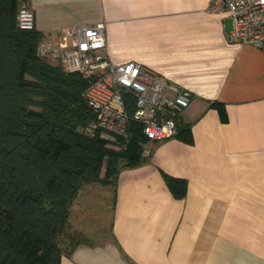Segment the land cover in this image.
<instances>
[{
    "label": "crops",
    "instance_id": "obj_1",
    "mask_svg": "<svg viewBox=\"0 0 264 264\" xmlns=\"http://www.w3.org/2000/svg\"><path fill=\"white\" fill-rule=\"evenodd\" d=\"M23 1L41 41L103 23L112 63L137 62L190 93L177 132L191 142H146L147 160L119 170L100 209L93 196L78 202L94 184L81 188L70 224L108 237L60 264H264V47L227 43L230 19L211 0ZM162 173L185 180L182 198Z\"/></svg>",
    "mask_w": 264,
    "mask_h": 264
},
{
    "label": "trees",
    "instance_id": "obj_2",
    "mask_svg": "<svg viewBox=\"0 0 264 264\" xmlns=\"http://www.w3.org/2000/svg\"><path fill=\"white\" fill-rule=\"evenodd\" d=\"M20 2L0 0V264H60L89 243L69 222L79 190L115 188L120 169L147 160V140L132 121L111 142L118 149L84 131L94 120L81 96L86 82L37 55L43 36L17 27ZM176 137L191 142L187 128ZM162 177L174 198L184 196V179Z\"/></svg>",
    "mask_w": 264,
    "mask_h": 264
},
{
    "label": "built area",
    "instance_id": "obj_3",
    "mask_svg": "<svg viewBox=\"0 0 264 264\" xmlns=\"http://www.w3.org/2000/svg\"><path fill=\"white\" fill-rule=\"evenodd\" d=\"M210 9L224 12L230 19L227 43L264 47V0H211ZM16 23L19 29H34L33 13L25 2L18 6ZM104 29L103 23L65 28L62 34L68 43L39 41L36 47L39 57L86 82L81 96L94 120L84 131H97L113 149L118 145L111 142L116 136L125 137L131 121L140 125L147 142L175 136L178 116L188 106L190 93L137 62L112 63ZM131 101L132 112L128 111ZM142 155H148L145 145Z\"/></svg>",
    "mask_w": 264,
    "mask_h": 264
},
{
    "label": "rangeland",
    "instance_id": "obj_4",
    "mask_svg": "<svg viewBox=\"0 0 264 264\" xmlns=\"http://www.w3.org/2000/svg\"><path fill=\"white\" fill-rule=\"evenodd\" d=\"M88 188H90V190L89 189L88 190L87 189L82 190L80 196L78 197L79 198L78 199L79 204H80L81 200L84 199L85 197L93 196L94 198L96 197L95 204L98 203V207L100 209L101 206H102L101 204H105L106 203V198H105L106 197L105 196L106 195V192H105L106 189H104L103 187H101L98 184L91 185V187H88ZM107 190H108V196H109V200L107 201V203L109 205H111V200H112V198H111V196H112L111 190L112 189H111V187H108ZM99 202H101V204ZM91 215L93 216V213H91ZM75 218H77V215L75 213H73V219H74L73 221H76ZM93 218H94V216H93ZM72 228H74L76 230H79L80 232H82L84 234V232L82 230H80L79 228H75L74 226H72ZM85 237H87V240L91 241V243H98V242H100L103 239L108 237V232H107L106 229H101L100 228L99 230H96L95 232H91L88 235H85Z\"/></svg>",
    "mask_w": 264,
    "mask_h": 264
}]
</instances>
